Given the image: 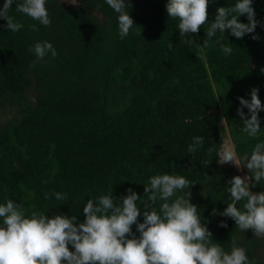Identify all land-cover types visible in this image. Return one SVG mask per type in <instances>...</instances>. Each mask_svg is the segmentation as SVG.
Segmentation results:
<instances>
[{"label":"trees","instance_id":"16d2710c","mask_svg":"<svg viewBox=\"0 0 264 264\" xmlns=\"http://www.w3.org/2000/svg\"><path fill=\"white\" fill-rule=\"evenodd\" d=\"M19 2L9 15L23 28L12 33L0 18V204L10 199L23 204L26 216L74 215L82 223L89 199L111 195L119 204L132 188L143 201L150 177L182 175L194 186L178 195L192 193L213 242L230 251L235 240L250 264H264L257 257L262 239L219 215L232 202L228 181L244 174L220 165L217 156L226 137L241 160L264 142V111L255 139L241 133L237 111L238 97L250 100L253 88L264 104V0H253L260 22L255 33L243 39L230 30L222 34L231 55L215 43L202 48L208 24L181 37L178 20L166 11L168 0H125L136 26L124 39L118 14L105 0H46L49 26L17 12ZM236 2L209 0L208 23L218 7ZM240 20L248 23L246 16ZM45 41L57 55L36 62L29 47ZM197 136L204 143L189 153ZM250 191L264 192V181ZM54 192L67 198L57 200ZM133 232L139 237L135 225Z\"/></svg>","mask_w":264,"mask_h":264},{"label":"clouds","instance_id":"9594fccd","mask_svg":"<svg viewBox=\"0 0 264 264\" xmlns=\"http://www.w3.org/2000/svg\"><path fill=\"white\" fill-rule=\"evenodd\" d=\"M105 2L118 14L119 36L124 39L135 25L126 10L131 5L125 0ZM13 3L14 0H6L0 9V18L6 20L5 27L15 33L23 25L9 15ZM45 5L46 0H22L17 3L16 11L49 26L51 20ZM208 8L209 0H168L166 4L169 18L178 20L181 37L198 34L201 27L208 24L202 48L215 43L225 55H231L233 49L222 43V34L230 30L233 37L243 39L246 34L255 33L260 23L253 0H237L234 6L218 7L211 23H208ZM242 16L247 17L248 23L241 22ZM31 27L38 30L35 25ZM217 33L219 37L213 40ZM252 39L259 37L253 35ZM172 48L170 43L169 49ZM29 51L34 52L36 62L49 53L53 58L57 55L47 41L35 43ZM250 96V100L238 97L240 107L237 111L243 122L241 133L255 139L261 132L259 113L264 111V104L258 88H253ZM203 143L204 137H194L187 151L195 153ZM217 156L220 165L232 163L250 173L228 181L230 187L226 189L232 202L219 215L231 218L241 231L252 230L255 237L264 238V192L250 191L264 181V142L256 143L242 160L234 146L222 145ZM193 186L182 175H154L144 186L146 200L142 201L132 188L117 198L119 204L111 195L89 199L83 207L85 220L82 223L74 215L57 214L49 218L44 213L32 211L26 216L23 204L9 199L6 204H0V264H250L246 249L237 246L235 240L231 241L230 251L213 242L212 232L201 222L197 206L191 203V192L178 195ZM52 195L57 200L67 198V194L60 192ZM201 195L206 197L205 192ZM44 198L50 199V195L45 193ZM138 201H142V207H138ZM158 201L159 210L156 208ZM241 201L244 202L242 208H238L237 203ZM217 214L213 209L212 215ZM141 216L142 223L138 219ZM134 225L139 237L133 232ZM219 226L226 228L227 224L222 222Z\"/></svg>","mask_w":264,"mask_h":264},{"label":"rangeland","instance_id":"374dc122","mask_svg":"<svg viewBox=\"0 0 264 264\" xmlns=\"http://www.w3.org/2000/svg\"><path fill=\"white\" fill-rule=\"evenodd\" d=\"M223 145H226V146H233V144H232V142H231V140L228 138V137H226L225 138V140H224V143H223ZM239 158V157H238ZM223 166H225V167H229V168H238L236 165H234V164H232V163H228V164H224ZM241 167H243L242 165H241ZM240 170H241V172H243V174H244V177H246L247 176V169L246 168H239ZM262 239V245H261V248H260V250L258 251V253H257V257L261 260V261H263L264 262V238H261Z\"/></svg>","mask_w":264,"mask_h":264}]
</instances>
